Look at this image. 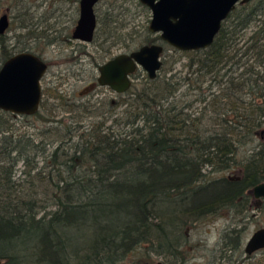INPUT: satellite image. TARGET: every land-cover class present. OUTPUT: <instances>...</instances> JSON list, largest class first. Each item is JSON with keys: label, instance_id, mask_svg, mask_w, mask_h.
Instances as JSON below:
<instances>
[{"label": "trees", "instance_id": "trees-1", "mask_svg": "<svg viewBox=\"0 0 264 264\" xmlns=\"http://www.w3.org/2000/svg\"><path fill=\"white\" fill-rule=\"evenodd\" d=\"M5 11L0 0V13ZM263 14L264 2L237 4L210 46L182 51L190 55L183 77L160 78L162 66L156 78L144 76L142 86L128 92L131 98L125 92L110 104L109 112L125 106L114 119L117 128L105 125L108 116L86 127L71 120L48 121L40 113L44 101L32 115L0 109V264H152L156 258L181 264L189 254L183 248L187 225L221 211L248 217L252 187L264 182V102L213 101L214 115L190 109L205 99V75L220 83V71L240 68L243 56L264 61ZM113 21V12L105 11L99 22L103 39L114 36ZM252 21L259 25L249 43L233 50L239 32ZM14 48L0 34V66L16 53ZM30 48L18 52H33ZM252 70L230 76L225 88L235 95L247 86L244 73L250 71L260 87L262 78ZM182 85L193 96L183 102L182 95L188 94H180ZM228 112L233 118L224 117ZM31 118L50 124L32 134L25 128ZM17 121L22 125L16 126ZM258 134L262 140L245 147ZM39 159L45 166L38 165ZM46 178L53 185L52 197L37 198ZM240 236L239 228H231L224 246L237 251Z\"/></svg>", "mask_w": 264, "mask_h": 264}, {"label": "rangeland", "instance_id": "rangeland-1", "mask_svg": "<svg viewBox=\"0 0 264 264\" xmlns=\"http://www.w3.org/2000/svg\"><path fill=\"white\" fill-rule=\"evenodd\" d=\"M2 2L6 7L5 12H7L9 19V26L3 33L8 44L13 48L15 47V52L29 45L33 53L40 55L49 63L47 73L42 81L45 105L43 108L41 107L40 113L48 115L50 119L48 121L62 119L64 122L69 123L71 120L82 127L104 120L108 116L105 119V125L112 124L113 128H117L118 124L114 123V119L122 113L125 106L115 105V111L109 112L110 104L114 103L118 98L116 94L104 87L95 86L96 88H92L96 82L97 71L94 67H91L87 60L83 59L78 62L80 64H77L67 59L73 53L71 47L75 43L74 40L62 41L63 43L59 47H56L54 42L47 43L46 41V39L52 37L50 34H54V31L60 28H65L61 29L63 31L62 37L64 35L66 37L67 35L70 36L79 0H2ZM250 2L253 5H258L263 3L264 0H250ZM105 11H112L114 18L110 25V27H113L110 30L113 31L114 36L109 37L106 43H109L114 38L117 39V35H120L126 50L128 49L127 45H129L130 49H135L142 45L146 39L158 35L148 30L151 11L139 0H104L95 6V14L98 19L96 36H99L97 41L99 46L103 42L102 36H104L99 22L102 20ZM61 15H65L62 17V21H60ZM261 19H264V14ZM258 25V21H252L246 29L239 32L235 43H233V50L239 47H242L241 50H243L249 43L248 37L257 29ZM29 33L32 34L29 36ZM36 35H43L46 38L42 36V38L36 40L33 38ZM162 45L164 49L161 54L163 65L159 72V77L167 78L173 76V81L178 80L187 71L190 55L182 52V50L176 51L172 46L164 42H162ZM120 50L114 49L113 52L116 53ZM241 50L237 53V57L240 56ZM75 55L73 53L72 56ZM240 61L242 63L240 68L235 66L232 69L233 71L225 72L228 68L226 66L220 71V74L223 75L220 83L212 80L213 76L205 75L202 82V91L205 99L201 102H195L190 110L199 111L204 109L209 115H214L211 105L213 101H231L232 98L243 106H248L247 103L252 101L257 103L264 102V61L256 60L255 55L250 56L249 59L243 56ZM245 68L258 71L257 76L262 78L258 82L260 87L255 86L253 83V78L256 75H253L250 71L244 73V77H249L250 79L247 86L232 95L230 93L231 89L225 88L227 80L230 76L239 75ZM144 76L146 75H135L132 85L128 89L129 91L127 90L126 92V98H131L130 93L142 86ZM239 80L245 81L242 78ZM252 84L254 85L252 86ZM249 86H251L250 89H248ZM179 90H181V95L183 92L187 93L184 85L180 86ZM261 92H263V96L259 95ZM226 93L229 96L231 95V97L226 98ZM187 94V96L182 95V102L185 101L184 99L193 97L192 95L190 96L191 92L188 91ZM233 116L234 114L231 112L224 115V117L229 119L233 118ZM29 121V125L25 126V128L32 134H36L39 128H46L50 124L44 123L41 118H31ZM17 125H22V123L17 121ZM81 126L78 127L76 133L81 131ZM33 136H35V139L39 138L37 135ZM261 140L258 134L254 142L247 144L245 147L250 149L253 144H258ZM56 143L54 141L49 145V148L52 149ZM38 165L45 166L44 160L39 159ZM18 167H20V164ZM208 169L209 167L205 171ZM45 171H49V169L47 168ZM19 172L18 170L17 174ZM237 172L238 170L234 169L232 174H237ZM219 174L221 173L217 172L214 175L218 176ZM225 174L230 173L226 172ZM48 181L50 180H45L43 188H38L37 198L52 197L53 185ZM249 204L248 217L243 220L240 218V214L228 216L225 211H221L218 215L214 214L191 225L189 224V226L187 225L183 230V235L188 241L185 242L183 248L187 247L189 254L187 255V260L181 264H235L239 259L242 260V264H264V248L253 253L250 257H247L244 253L246 240L254 230L264 226V198H254L251 192ZM233 227L241 230L240 246L237 251H230L229 247L224 246L228 241L226 234ZM228 257H230V260H228ZM157 260L164 261L163 258H156L152 264Z\"/></svg>", "mask_w": 264, "mask_h": 264}, {"label": "water", "instance_id": "water-1", "mask_svg": "<svg viewBox=\"0 0 264 264\" xmlns=\"http://www.w3.org/2000/svg\"><path fill=\"white\" fill-rule=\"evenodd\" d=\"M99 0H79V18L72 38L91 41L96 16L94 5ZM151 11L148 30L158 34L166 44L178 50L207 48L213 42L221 23L237 3L249 0H139ZM9 26L6 13L0 15V34ZM163 46L143 44L130 53H120L99 68L97 83L116 92H125L131 86L129 74L137 66L143 68L149 79L156 78L161 66ZM46 63L29 51H21L7 58L0 66V109L18 115H32L39 109L40 80ZM254 198H264V182L252 187ZM264 248V226L252 232L244 245V253L252 254ZM154 264H165L157 260Z\"/></svg>", "mask_w": 264, "mask_h": 264}, {"label": "flooded vegetation", "instance_id": "flooded-vegetation-1", "mask_svg": "<svg viewBox=\"0 0 264 264\" xmlns=\"http://www.w3.org/2000/svg\"><path fill=\"white\" fill-rule=\"evenodd\" d=\"M101 1H104V0H99L95 5H94V12H95V6L99 3V2H101ZM237 4H240V3H237ZM77 10V12H76V16H75V18H74V26H73V29H74V27H75V25H76V23H77V20H78V18H79V2H78V8L76 9ZM60 11H62V10H60ZM59 11V12H60ZM65 16V15H64ZM64 16H60V21H62L63 19H62V17H64ZM95 16H96V28H95V31H94V34H93V37H92V39H91V41H84V40H79V39H74V38H72V31H73V29H72V31H71V33H70V36L69 35H67V37L65 36H63L62 37V33H63V31L61 30V29H65V28H60V29H57V30H55L54 32V34H50V36H52L53 38V42L55 43V45H56V47H59V46H61V43H63L62 41H73L74 40V42L75 43H73L72 44V51H73V53L74 54H76L75 56H72L73 55V53H71V55L69 56V57H67V59L68 60H72V61H74L75 63H77V64H80V63H78V62H81V60H83V59H85V60H87V62H89L90 63V65H91V67H94L95 69H96V71H97V73H96V77H95V85H93L94 87H92V88H96L95 86H99V87H104V88H106V89H109L110 91H112V92H114L115 94H116V96L118 97V98H120L121 96H123L124 95V93L125 92H127V91H125V92H116L115 90H113V89H111L109 86H101V85H99L98 83H97V77H98V75H99V71H98V68L103 64V63H105L106 61H108L109 59H111V58H113V57H115L116 55H118V54H120V53H130L131 51H133V50H136L137 48H139V47H137V48H135V49H125L124 48V44H123V42H122V37L119 35L118 36V38L116 39V38H114L113 40H111V41H109V43H106V42H108V38H106V39H103V42L100 44V46L97 44V41H98V39H99V36H96V33L98 32L97 30H98V19H97V15L95 14ZM65 32V31H64ZM162 40L161 39H157V40H155L154 41V43H159V44H161L162 45ZM165 43V42H164ZM144 44H146V43H144ZM143 45V44H142ZM163 46V45H162ZM122 47V48H121ZM114 49H117V50H120L119 52H113L114 51ZM164 50V49H163ZM21 52V51H20ZM29 52H31V51H29ZM163 52V51H162ZM17 53V52H16ZM33 53V52H32ZM13 54H15V53H13ZM12 54V55H13ZM35 55H37L41 60H43L45 63H46V71H45V73H44V75H43V77L41 78V80H40V84H41V100H40V103L42 102V101H44V99H43V95H44V87H43V83H42V81L44 80V77H45V74L47 73V69H48V66H49V63L48 62H46L40 55H38V54H36V53H34ZM162 54V53H161ZM11 55V56H12ZM9 58V57H8ZM162 60V59H161ZM163 62V61H162ZM163 64V63H162ZM75 74H77V73H75ZM135 75H137V76H143V75H146L147 76V73H146V71L143 69V68H141L140 66H137L136 68H135V70L132 72V73H130L129 74V78L131 79V85H132V81H133V79H134V77H135ZM148 77V76H147ZM131 87V86H130ZM39 106H40V104H39Z\"/></svg>", "mask_w": 264, "mask_h": 264}]
</instances>
